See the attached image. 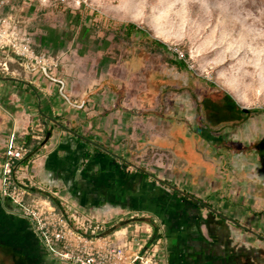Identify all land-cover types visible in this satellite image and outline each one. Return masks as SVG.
Listing matches in <instances>:
<instances>
[{
  "label": "rangeland",
  "instance_id": "obj_1",
  "mask_svg": "<svg viewBox=\"0 0 264 264\" xmlns=\"http://www.w3.org/2000/svg\"><path fill=\"white\" fill-rule=\"evenodd\" d=\"M38 4L37 14L24 24L34 33L35 51L58 62L49 75L71 106L66 117L57 116L60 121L170 186L189 182L190 191L204 198L206 157L200 153V139L211 132H226L227 123L236 118L247 121L252 116L232 106L219 86L220 72L243 81L250 103L264 104V0H44ZM37 24L51 26L62 38L58 49L39 45L46 32L36 30ZM178 62L186 67L180 68ZM8 75L0 70V76ZM82 85L109 88L106 101L115 105L102 108L103 97L94 91L83 99L77 97L74 91ZM93 98L96 103L90 106ZM123 118L128 119L126 125ZM210 119L226 126L210 132ZM219 165L224 166V161L218 163L221 169ZM219 169L213 171V178ZM215 201L219 209L218 198ZM11 208L2 209L4 217H13ZM259 209L258 214H264V205ZM11 260L0 250V264Z\"/></svg>",
  "mask_w": 264,
  "mask_h": 264
},
{
  "label": "crops",
  "instance_id": "obj_2",
  "mask_svg": "<svg viewBox=\"0 0 264 264\" xmlns=\"http://www.w3.org/2000/svg\"><path fill=\"white\" fill-rule=\"evenodd\" d=\"M43 1L10 0L6 12L13 11L29 23L39 10L38 3ZM36 26V30L42 28L46 32L39 38L40 46L51 50L61 46L62 38L51 26ZM105 40L109 45V38ZM0 61L8 62L12 72L0 76V158L13 134L17 141L28 144L31 152L22 162L21 172L34 185L35 195L46 196L38 187L57 191L96 218L113 219L135 211L147 213L158 220L157 228L162 229V264H264V214H258L259 206L264 205V104L250 103L243 81L237 77L228 79L223 71L218 76L219 86L230 96L232 106L252 116L247 121L240 117L227 123L224 133L211 132L226 124L210 119L207 129L211 133L200 139V153L206 157L202 198L190 191L189 182L170 186L97 146L82 132L71 131L66 126L69 122L63 120L64 124L57 117L61 113L66 117L71 110L60 95L59 85L40 69L22 67L8 52H0ZM92 91L103 97L102 108L115 105L106 101L110 93L107 87L100 90L82 85L74 92L83 99ZM68 92L65 88L64 93ZM94 98L90 106L96 103ZM127 121L122 119L124 125ZM221 160L225 165H219V169ZM216 168L219 175L213 178ZM4 207L12 205L0 200V219ZM10 210L14 216L13 207ZM11 233L16 235L14 230ZM157 235L155 231L154 236ZM32 237V243L25 242L21 249L29 264H65L49 256L34 233Z\"/></svg>",
  "mask_w": 264,
  "mask_h": 264
},
{
  "label": "built area",
  "instance_id": "obj_3",
  "mask_svg": "<svg viewBox=\"0 0 264 264\" xmlns=\"http://www.w3.org/2000/svg\"><path fill=\"white\" fill-rule=\"evenodd\" d=\"M9 4L10 0H0V52H8L24 68L51 73L58 66L56 58L35 51L33 35L24 21L15 12H6ZM0 70L12 73L8 62L0 61ZM30 152L28 144L13 134L0 158V200L28 221L49 256L65 264H162V229L157 228V219L138 211L113 219L96 218L57 191L36 187L46 196L35 195L34 185L21 172Z\"/></svg>",
  "mask_w": 264,
  "mask_h": 264
},
{
  "label": "flooded vegetation",
  "instance_id": "obj_4",
  "mask_svg": "<svg viewBox=\"0 0 264 264\" xmlns=\"http://www.w3.org/2000/svg\"><path fill=\"white\" fill-rule=\"evenodd\" d=\"M247 113L249 112H246V114ZM0 223V226L2 227L0 228L1 252L9 257L10 260L11 257H13L11 264H29V260L23 256L21 250L22 245L25 244V242L29 241L32 243L33 241V231L28 221L22 218L20 219L19 216L15 214L12 218H6L3 216V218L0 219ZM11 230L16 231V235L13 236Z\"/></svg>",
  "mask_w": 264,
  "mask_h": 264
},
{
  "label": "water",
  "instance_id": "obj_5",
  "mask_svg": "<svg viewBox=\"0 0 264 264\" xmlns=\"http://www.w3.org/2000/svg\"><path fill=\"white\" fill-rule=\"evenodd\" d=\"M42 71H43V73L49 78V79H52V77L51 76H49V74L47 73V71L45 70V69H42ZM52 80H54V81H56L55 79H52ZM244 111H246V110H244ZM185 196H187L189 199H191L192 201H194V202H196L197 204H199V205H202L201 203H199L197 200H195L194 198H192L191 196H188V195H186V194H184ZM209 210H211V211H213L212 209H210V208H208ZM215 212V211H214Z\"/></svg>",
  "mask_w": 264,
  "mask_h": 264
},
{
  "label": "trees",
  "instance_id": "obj_6",
  "mask_svg": "<svg viewBox=\"0 0 264 264\" xmlns=\"http://www.w3.org/2000/svg\"><path fill=\"white\" fill-rule=\"evenodd\" d=\"M133 27V26H132ZM157 44L160 46V47H162V48H165L166 46L164 45V44H162L161 42H157ZM180 68H185L186 66H185V64L183 63V62H178V64H177ZM229 99H231L230 98V96H227ZM235 106H236V104H235ZM237 107V106H236ZM30 141V140H29ZM53 203H55V201L53 200Z\"/></svg>",
  "mask_w": 264,
  "mask_h": 264
},
{
  "label": "bare ground",
  "instance_id": "obj_7",
  "mask_svg": "<svg viewBox=\"0 0 264 264\" xmlns=\"http://www.w3.org/2000/svg\"><path fill=\"white\" fill-rule=\"evenodd\" d=\"M129 18H131V19H133V20H138V16H136V15H130V16H128ZM158 33V32H157ZM158 35H159V37L161 38V39H163V40H165L166 39V36H164L163 34H159L158 33Z\"/></svg>",
  "mask_w": 264,
  "mask_h": 264
}]
</instances>
